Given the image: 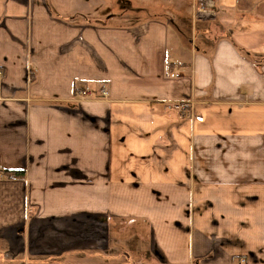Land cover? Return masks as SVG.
Returning <instances> with one entry per match:
<instances>
[{
	"label": "crops",
	"instance_id": "1",
	"mask_svg": "<svg viewBox=\"0 0 264 264\" xmlns=\"http://www.w3.org/2000/svg\"><path fill=\"white\" fill-rule=\"evenodd\" d=\"M113 2L0 0V264H264V0Z\"/></svg>",
	"mask_w": 264,
	"mask_h": 264
},
{
	"label": "rangeland",
	"instance_id": "2",
	"mask_svg": "<svg viewBox=\"0 0 264 264\" xmlns=\"http://www.w3.org/2000/svg\"><path fill=\"white\" fill-rule=\"evenodd\" d=\"M124 1V0H123ZM123 1H121V0H119V5H120V7H118L117 5H115V3H114V5H113V9L110 11V13L109 14H113V13H120V12H123L125 9H128L127 8V6L128 5H126V4H124L123 5ZM126 5V6H125ZM156 4L155 5H151V7L150 8H152L151 10H153V9H155L156 8ZM126 12H128V11H126ZM125 12V13H126ZM148 12H150V9H148V10H146V9H138V10H136V14L137 15H139V16H146L147 14H148ZM202 15H204V11H202V13L201 14H198V15H194L196 18H198V17H200V16H202ZM110 15H108V17H109ZM124 17L125 16H127V15H123ZM122 16V17H123ZM122 17H120V18H122ZM84 89H88V88H84ZM84 89H78V90H76L75 91V96H76V98H90L91 97V91H90V93H89V95L88 96H86V95H84V94H80L79 93V91L80 90H84ZM120 247V250L122 249V246H119ZM125 256V254L124 253H122L121 251H120V256H119V258L121 259V260H123V257ZM245 261V260H244ZM241 262V261H240ZM241 263H244V262H241Z\"/></svg>",
	"mask_w": 264,
	"mask_h": 264
},
{
	"label": "built area",
	"instance_id": "3",
	"mask_svg": "<svg viewBox=\"0 0 264 264\" xmlns=\"http://www.w3.org/2000/svg\"><path fill=\"white\" fill-rule=\"evenodd\" d=\"M205 1H208L209 5H206ZM196 4H197V7H196V10H195V13H194L195 15L201 14L202 11L212 13V8H213L212 0H196ZM0 75H1V72H0ZM79 93L88 96L90 91L88 89H84V90H80ZM100 93H101L102 97H106L108 95V91L105 88V86L101 87ZM240 261L244 262V259H240Z\"/></svg>",
	"mask_w": 264,
	"mask_h": 264
},
{
	"label": "trees",
	"instance_id": "4",
	"mask_svg": "<svg viewBox=\"0 0 264 264\" xmlns=\"http://www.w3.org/2000/svg\"><path fill=\"white\" fill-rule=\"evenodd\" d=\"M13 174L20 175V173H11L10 176L13 175ZM16 175H15V176H16Z\"/></svg>",
	"mask_w": 264,
	"mask_h": 264
}]
</instances>
